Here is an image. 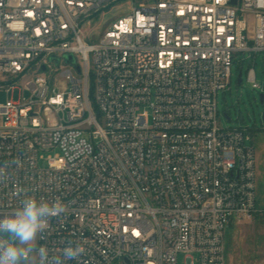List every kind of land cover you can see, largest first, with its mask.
<instances>
[{"label":"built area","instance_id":"built-area-1","mask_svg":"<svg viewBox=\"0 0 264 264\" xmlns=\"http://www.w3.org/2000/svg\"><path fill=\"white\" fill-rule=\"evenodd\" d=\"M122 1L0 0V91L23 96L0 104V203L256 204L253 134L219 126L217 96L264 53V0H126L85 39ZM233 222L49 219L37 243L84 248L64 264H225Z\"/></svg>","mask_w":264,"mask_h":264},{"label":"rangeland","instance_id":"rangeland-1","mask_svg":"<svg viewBox=\"0 0 264 264\" xmlns=\"http://www.w3.org/2000/svg\"><path fill=\"white\" fill-rule=\"evenodd\" d=\"M128 3L124 0L107 10L101 26H98L99 15L92 17L91 22L85 23L83 27L85 39L92 32L91 39L95 40L114 20L130 14L132 6ZM251 69L256 74V82L261 86L260 89H254L248 80ZM240 73H242V83L239 85ZM47 75H52L51 70ZM33 76L34 74H31L26 77L23 83H30ZM260 95H264V53L235 56L231 85L219 91L217 96L218 122L222 129L248 128L253 134L256 152V209L247 218L239 220L243 222L227 228L225 264H264V103L261 102ZM22 97L18 91L7 94L1 90L0 104L8 100L19 102L22 101ZM24 97L28 98L29 93L25 92ZM54 154L44 153L46 159L40 162V166L47 168V158ZM189 256L191 260H187V254L179 255V264H198L196 255ZM26 264H37V259L33 257ZM113 264L123 263L118 259Z\"/></svg>","mask_w":264,"mask_h":264},{"label":"bare ground","instance_id":"bare-ground-1","mask_svg":"<svg viewBox=\"0 0 264 264\" xmlns=\"http://www.w3.org/2000/svg\"><path fill=\"white\" fill-rule=\"evenodd\" d=\"M63 212L49 219H118L144 221H239L256 209L254 203L109 204L62 203ZM20 203H0V218Z\"/></svg>","mask_w":264,"mask_h":264},{"label":"clouds","instance_id":"clouds-1","mask_svg":"<svg viewBox=\"0 0 264 264\" xmlns=\"http://www.w3.org/2000/svg\"><path fill=\"white\" fill-rule=\"evenodd\" d=\"M2 175L0 172V177ZM63 210L59 199L49 202L25 196L12 215L0 218V264H26L33 257L37 264H64L66 260L79 257L84 252L79 244L64 247L60 254H50L46 246L37 243L49 218L60 215Z\"/></svg>","mask_w":264,"mask_h":264},{"label":"water","instance_id":"water-1","mask_svg":"<svg viewBox=\"0 0 264 264\" xmlns=\"http://www.w3.org/2000/svg\"><path fill=\"white\" fill-rule=\"evenodd\" d=\"M65 59H66V62L67 63H70V64H72V63H74V57L72 56V55H67V56H65ZM50 61L51 62H53V61H56L57 63V65L59 64V60L58 59H56V58H51L50 59ZM46 70H47V67L44 65L43 67H42V69H41V71L42 72H46ZM78 70L80 71V69L78 68ZM238 83H239V85L242 83V73H240V75H239V80H238ZM260 99H261V102L262 103H264V95H260Z\"/></svg>","mask_w":264,"mask_h":264},{"label":"crops","instance_id":"crops-1","mask_svg":"<svg viewBox=\"0 0 264 264\" xmlns=\"http://www.w3.org/2000/svg\"><path fill=\"white\" fill-rule=\"evenodd\" d=\"M233 224H236V222H233L231 225H233ZM231 225H230V226H231ZM230 226H229V227H230ZM229 227H228V228H229ZM225 255H226V246H225Z\"/></svg>","mask_w":264,"mask_h":264}]
</instances>
